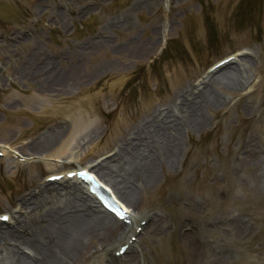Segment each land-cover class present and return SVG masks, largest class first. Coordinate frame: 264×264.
Masks as SVG:
<instances>
[{
    "label": "rangeland",
    "instance_id": "rangeland-1",
    "mask_svg": "<svg viewBox=\"0 0 264 264\" xmlns=\"http://www.w3.org/2000/svg\"><path fill=\"white\" fill-rule=\"evenodd\" d=\"M204 99L203 127L182 131L175 165L131 206L156 225L115 251L127 222L80 173L128 215L97 169ZM71 192L113 222L71 264H264V0H0V230L27 235ZM191 224L210 260L185 239Z\"/></svg>",
    "mask_w": 264,
    "mask_h": 264
},
{
    "label": "bare ground",
    "instance_id": "bare-ground-1",
    "mask_svg": "<svg viewBox=\"0 0 264 264\" xmlns=\"http://www.w3.org/2000/svg\"><path fill=\"white\" fill-rule=\"evenodd\" d=\"M227 75L229 74L222 73L220 77L225 78ZM208 102L214 103L212 100L204 99L199 107H188L186 117L176 120L171 128L162 124L143 128L138 134L142 137V148L136 145L123 148L112 160L99 166L97 172L100 179L112 188L126 209L131 210V206L138 203L139 194L157 183L158 169H163L166 165L168 167L175 165L180 154L179 141L182 131H187L190 127L197 129L203 127L205 119L199 110L206 107ZM60 134L49 133L43 138V142L37 143L35 147L40 148L44 143L49 144L51 137L54 140ZM111 161L115 163L111 164ZM71 195L62 207L52 206L47 210L43 217L44 225H40L36 220L24 221V232L27 235L11 229L0 230V246L15 240L17 243L32 247L35 251L32 257H26L15 248L4 247L5 252L0 258V264H71L86 252V248L99 237L102 229L113 225L111 215L108 213H105L106 216L95 215L90 204L84 201V209H78L75 201L78 195L75 192H71ZM36 203L37 201L34 202L35 205ZM123 220L127 223L119 233L118 250L115 251L121 250L120 248L132 249L135 244L133 237L156 225V217L138 218L132 210ZM188 229L189 232L185 233L184 237L196 245L195 254L198 253L204 261L210 260L212 255L206 238L195 231L196 226ZM229 229L230 235H235L241 227L240 224H235L230 225ZM202 230L220 236V232L219 234L217 232L220 231L219 226L213 230L204 226ZM99 242L106 244L103 240ZM110 244L112 245V242Z\"/></svg>",
    "mask_w": 264,
    "mask_h": 264
},
{
    "label": "water",
    "instance_id": "water-1",
    "mask_svg": "<svg viewBox=\"0 0 264 264\" xmlns=\"http://www.w3.org/2000/svg\"><path fill=\"white\" fill-rule=\"evenodd\" d=\"M96 186L98 187L99 185H96ZM100 189H101V188H100ZM103 191H106V190L103 189ZM106 192H107V191H106Z\"/></svg>",
    "mask_w": 264,
    "mask_h": 264
}]
</instances>
